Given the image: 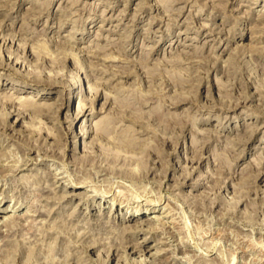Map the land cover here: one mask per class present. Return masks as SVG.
Listing matches in <instances>:
<instances>
[{
	"label": "rangeland",
	"instance_id": "obj_1",
	"mask_svg": "<svg viewBox=\"0 0 264 264\" xmlns=\"http://www.w3.org/2000/svg\"><path fill=\"white\" fill-rule=\"evenodd\" d=\"M0 160V264H264V0H0Z\"/></svg>",
	"mask_w": 264,
	"mask_h": 264
},
{
	"label": "bare ground",
	"instance_id": "obj_2",
	"mask_svg": "<svg viewBox=\"0 0 264 264\" xmlns=\"http://www.w3.org/2000/svg\"><path fill=\"white\" fill-rule=\"evenodd\" d=\"M18 111V110H17ZM88 134V132L87 133H85V134H83L82 135V137H84L85 135H87ZM83 144H84V141H83ZM88 148V147H87ZM87 148H85L86 149V151H85V149L83 150V151H85L84 153H90V152H88V150H87ZM30 151L31 150H33V149H29ZM34 151V150H33ZM88 156V155H87ZM87 156H84L85 158L87 157ZM88 157H90V155L88 156ZM117 160V159H116ZM119 160V159H118ZM117 160V161H118ZM123 159H121V161H122ZM1 161V160H0ZM123 162L124 163H128V160H123ZM131 163H132V161H131ZM101 166V165H100ZM18 170V169H17ZM14 172V171H13ZM81 178V177H80ZM76 180V182H79V183H75L74 184V186H80V184H81V186L82 185H84V183L86 184V180L84 181L83 179L81 180V179H75ZM69 181H71L72 183H73V181L74 180H72V179H70ZM76 195H78V194H70V195H63V196H61V197H59V199L60 200H62L63 201V199H65L66 198V200H68L67 198H72L73 196H76ZM83 198H86V195H83ZM69 201V200H68ZM135 217H137V216H135V215H131V216H129V218L131 219V220H134L135 219ZM14 218V216H9L7 219H0V220H2V224H1V226L2 227H7L8 225H9V223H11V221H12V219ZM15 220V219H14ZM146 226H148V222L145 220V221H141V222H139V223H137L136 224V226H134V231H143V228L144 227H146ZM150 227V226H149ZM148 227V228H149ZM126 228H128L129 229V227H126ZM117 249V248H116ZM135 248H133V250H134ZM137 249V248H136ZM138 250V249H137ZM140 250V249H139ZM138 250V251H139ZM135 252H136V250H135ZM142 261V260H141Z\"/></svg>",
	"mask_w": 264,
	"mask_h": 264
}]
</instances>
